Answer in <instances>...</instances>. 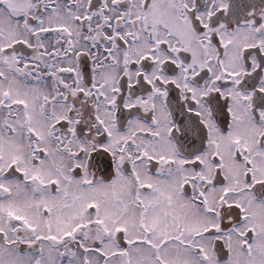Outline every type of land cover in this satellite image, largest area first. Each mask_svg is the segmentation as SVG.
Wrapping results in <instances>:
<instances>
[{
    "label": "snow or ice",
    "instance_id": "obj_1",
    "mask_svg": "<svg viewBox=\"0 0 264 264\" xmlns=\"http://www.w3.org/2000/svg\"><path fill=\"white\" fill-rule=\"evenodd\" d=\"M0 264H264V0H0Z\"/></svg>",
    "mask_w": 264,
    "mask_h": 264
}]
</instances>
